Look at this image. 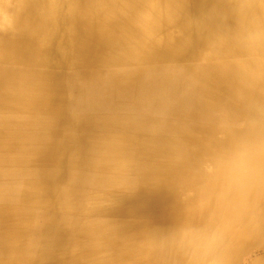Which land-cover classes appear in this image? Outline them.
Listing matches in <instances>:
<instances>
[{"label": "clouds", "instance_id": "obj_1", "mask_svg": "<svg viewBox=\"0 0 264 264\" xmlns=\"http://www.w3.org/2000/svg\"><path fill=\"white\" fill-rule=\"evenodd\" d=\"M142 188L174 195L169 227L110 216ZM0 213V264H264V0H0Z\"/></svg>", "mask_w": 264, "mask_h": 264}, {"label": "bare ground", "instance_id": "obj_2", "mask_svg": "<svg viewBox=\"0 0 264 264\" xmlns=\"http://www.w3.org/2000/svg\"><path fill=\"white\" fill-rule=\"evenodd\" d=\"M200 3L201 0H193V11L200 7ZM29 46V42L25 41L24 47L28 48ZM104 52V45L99 38L89 34L83 27H80L77 44V55L80 59L78 70L84 75L89 74L95 69ZM48 55L52 69L50 73V83L53 92L51 110L58 117L53 136L58 141L63 136L64 128L71 124L70 117L65 108L67 101L65 98L64 81L68 72V64L55 45L48 51ZM78 131L80 143L84 145L95 129L91 122L86 121L80 125ZM58 157L59 151L57 145L54 143L41 156L38 165L41 168H51L58 162ZM176 211L177 204L175 197L166 188L158 190L142 188L135 196L125 198L109 214L117 221L128 224L132 229L139 227V224L135 222H147L153 227L163 229L173 223ZM8 222L9 217L4 213H0V224L7 227ZM66 240L67 237L61 234L58 239V246L62 247ZM53 264H59V261L54 260Z\"/></svg>", "mask_w": 264, "mask_h": 264}]
</instances>
